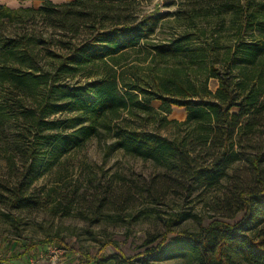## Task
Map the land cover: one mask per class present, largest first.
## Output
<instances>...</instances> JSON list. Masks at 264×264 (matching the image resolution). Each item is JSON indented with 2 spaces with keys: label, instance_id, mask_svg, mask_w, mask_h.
I'll list each match as a JSON object with an SVG mask.
<instances>
[{
  "label": "trees",
  "instance_id": "16d2710c",
  "mask_svg": "<svg viewBox=\"0 0 264 264\" xmlns=\"http://www.w3.org/2000/svg\"><path fill=\"white\" fill-rule=\"evenodd\" d=\"M138 1L43 0L37 8L0 2V129L33 166L46 151L55 156L80 149L101 132L112 139V149L151 159L177 181L201 186H218L231 164L244 160L253 173L250 184L237 183L232 190L242 212L237 220H198L192 230L183 225L188 213H177L135 255L118 251L88 261L264 264V131L256 135L257 118L264 114V0H192L185 12L195 30L150 45L159 61L181 64L169 68L122 66L127 51L140 47L166 16L138 17L132 10ZM39 18L64 37L39 34L31 27ZM210 23L231 33L221 41L217 29L208 30ZM194 34L207 42L193 44ZM40 50H46L43 57ZM189 64L207 77L200 82L187 77L183 68ZM210 77L218 79L214 91ZM174 105L185 107L182 121L168 118ZM168 125L181 128L173 135L159 131ZM34 170L29 167L16 185L0 184V200L14 208L34 203L27 195ZM169 233L177 235L168 238ZM44 242L63 244L57 236L38 244Z\"/></svg>",
  "mask_w": 264,
  "mask_h": 264
},
{
  "label": "rangeland",
  "instance_id": "374dc122",
  "mask_svg": "<svg viewBox=\"0 0 264 264\" xmlns=\"http://www.w3.org/2000/svg\"><path fill=\"white\" fill-rule=\"evenodd\" d=\"M51 1L62 3L67 0ZM0 2L12 8H37L43 4V0ZM193 4L192 0H139L134 4L132 10L138 17L151 13L166 16L157 22L140 47L127 51L122 66H180L175 60L159 61L151 52L150 45L166 41L186 28L195 30L189 26L192 21L185 12ZM31 21V27L34 26L48 39L64 37L45 26L41 18ZM199 25L203 27L202 23ZM212 27L217 29V34L221 33V41L231 33L213 23L207 25L209 31ZM202 42L207 41L192 35L193 44ZM45 52L40 50V55L43 57ZM98 69L94 67V70ZM183 71L194 81L200 82L207 77L203 69L191 64ZM207 82L214 91L218 79L210 77ZM151 104L157 107L160 102L153 100ZM64 114L54 116L62 117ZM185 117V107L176 105L168 115L169 119L177 121ZM257 119L256 135L261 136L264 114ZM128 121L132 125H140L134 118ZM180 128L168 125L159 131L173 135ZM3 131L0 129V184L16 185L27 175L29 167H33V173H36L27 194L35 200L34 203L14 208L8 200H0V258L7 263L17 260L14 264H98L99 261L92 263L88 259L102 254L118 255V251L126 256L135 255L144 249L145 239L162 233L166 228L165 220L177 213H188L183 225L192 230L197 229L198 220L203 224L213 218L237 220L242 212H238L233 204L232 190L237 183L250 184L252 181L253 169L244 160L231 164L228 177L218 186L196 185L191 179L177 181L175 174L151 159L112 149V139L104 132L87 140L80 149L55 156L46 151L33 166V159L15 150ZM175 235L169 233L167 236ZM54 236L63 244H38L46 237ZM104 264H114V261L106 260Z\"/></svg>",
  "mask_w": 264,
  "mask_h": 264
},
{
  "label": "crops",
  "instance_id": "0c3cea01",
  "mask_svg": "<svg viewBox=\"0 0 264 264\" xmlns=\"http://www.w3.org/2000/svg\"><path fill=\"white\" fill-rule=\"evenodd\" d=\"M22 260H23V259H22ZM16 261H17V260H13V261L11 260L10 263L4 262V264H14ZM18 262H19V261H18ZM18 262H17V263H18ZM22 263L24 264V262H22ZM19 264H21V263L19 262Z\"/></svg>",
  "mask_w": 264,
  "mask_h": 264
},
{
  "label": "built area",
  "instance_id": "2783aa9c",
  "mask_svg": "<svg viewBox=\"0 0 264 264\" xmlns=\"http://www.w3.org/2000/svg\"><path fill=\"white\" fill-rule=\"evenodd\" d=\"M157 1V0H156ZM158 1H162V0H158Z\"/></svg>",
  "mask_w": 264,
  "mask_h": 264
}]
</instances>
